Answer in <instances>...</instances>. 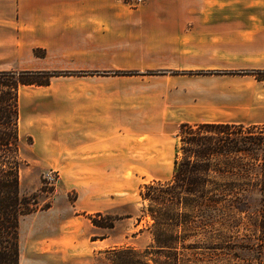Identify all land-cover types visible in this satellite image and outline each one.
I'll use <instances>...</instances> for the list:
<instances>
[{"label": "rangeland", "instance_id": "1", "mask_svg": "<svg viewBox=\"0 0 264 264\" xmlns=\"http://www.w3.org/2000/svg\"><path fill=\"white\" fill-rule=\"evenodd\" d=\"M126 1L132 11L145 2L133 8L131 0ZM211 14L222 18V23L196 27L210 35L208 42L196 43L201 45L199 61L206 69L143 72L186 75L184 85L195 92L194 100L205 108L199 116L203 120L162 123L159 168L111 170L103 179L94 172L49 168L41 151L33 148L32 133L60 117L63 103L69 101L67 95L80 87L78 84L85 80L82 77L138 75L134 68L144 63L154 65L158 55L139 54L129 49L135 45L132 42L110 41L70 42L63 47L52 45L49 51L34 48L28 52L24 46L0 51V72L46 68L38 72L54 74L48 85L20 86L18 95L19 191L22 196H35L38 202L35 211L19 219V264H112L113 249H145L152 238L143 187L171 177L180 145V125L224 122L264 127V0H225L224 9ZM166 56L174 67L198 63L192 57ZM49 174L53 180H47ZM258 198L254 196L253 206L259 205ZM45 204L49 208L42 209ZM93 219L113 227H96ZM214 221L215 226L203 231V236L197 230L186 240L196 245L177 248L179 256L183 255L182 264H264V210ZM105 236L106 245L92 243ZM206 237L207 242L203 241Z\"/></svg>", "mask_w": 264, "mask_h": 264}, {"label": "crops", "instance_id": "2", "mask_svg": "<svg viewBox=\"0 0 264 264\" xmlns=\"http://www.w3.org/2000/svg\"><path fill=\"white\" fill-rule=\"evenodd\" d=\"M224 5L225 0H145L132 11L126 0H0V51L110 41L132 42L129 49L159 57L154 65L134 68L138 75L82 77L80 87L67 95L60 117L32 133L33 148L49 168L94 172L98 179L111 170L159 168L162 123L203 120L199 116L205 108L184 85L186 75L143 72L206 69L196 43L208 42L210 35L196 27L222 23L210 12ZM166 55L198 63L174 67ZM96 242L106 245L107 236Z\"/></svg>", "mask_w": 264, "mask_h": 264}, {"label": "trees", "instance_id": "3", "mask_svg": "<svg viewBox=\"0 0 264 264\" xmlns=\"http://www.w3.org/2000/svg\"><path fill=\"white\" fill-rule=\"evenodd\" d=\"M53 75L0 72V264H19V219L38 206L35 196H22L19 191L18 90L48 85ZM178 136L180 145L169 180L143 187L151 244L145 249L111 250L112 264H182L177 248L196 245L186 240L197 230L203 236V231L215 226V218L264 210V127L182 123ZM254 196L259 197L257 207L252 203ZM46 208L49 204L42 207ZM197 217L200 222L194 221ZM92 222L99 228L113 227Z\"/></svg>", "mask_w": 264, "mask_h": 264}, {"label": "built area", "instance_id": "4", "mask_svg": "<svg viewBox=\"0 0 264 264\" xmlns=\"http://www.w3.org/2000/svg\"><path fill=\"white\" fill-rule=\"evenodd\" d=\"M144 2V0H131L130 1V5L133 7V8H136V7H138V6H140L142 3ZM47 180H53V177L49 174V175H47Z\"/></svg>", "mask_w": 264, "mask_h": 264}]
</instances>
